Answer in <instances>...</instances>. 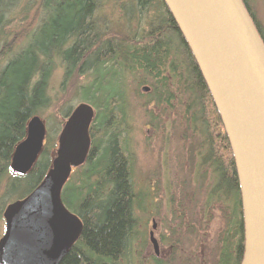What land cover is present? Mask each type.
I'll use <instances>...</instances> for the list:
<instances>
[{"label":"trees","instance_id":"16d2710c","mask_svg":"<svg viewBox=\"0 0 264 264\" xmlns=\"http://www.w3.org/2000/svg\"><path fill=\"white\" fill-rule=\"evenodd\" d=\"M242 1L264 42L263 28ZM108 2L113 6L107 10ZM57 69L61 85L84 78L75 105L53 100L50 83ZM139 73L145 79L141 90L150 91L144 95L146 114L151 105L171 109L176 101L188 162L194 166L193 189L182 188L171 210L170 254L162 261L154 252L152 263L240 264L243 217L229 140L163 0H0V219L8 203L26 197L44 178L55 150L51 132L59 134L73 108L85 102L95 110L90 150L73 169L75 180L71 174L61 191L82 228L59 264L130 261L138 236L136 209L143 200L126 145L123 88ZM51 108L57 120L53 114L45 117L46 138L34 165L24 174L12 171V154L26 136L29 119ZM214 220L218 227L211 236Z\"/></svg>","mask_w":264,"mask_h":264},{"label":"water","instance_id":"95a60500","mask_svg":"<svg viewBox=\"0 0 264 264\" xmlns=\"http://www.w3.org/2000/svg\"><path fill=\"white\" fill-rule=\"evenodd\" d=\"M190 48L219 113L234 158L241 195L244 250L240 264H264V42L242 0H163ZM145 89V88H143ZM95 110L81 102L57 138L51 165L26 197L3 211L0 264H59L82 222L61 199L72 168L90 150ZM40 116L14 148L11 169L24 174L43 149ZM157 254V244L150 233Z\"/></svg>","mask_w":264,"mask_h":264},{"label":"rangeland","instance_id":"374dc122","mask_svg":"<svg viewBox=\"0 0 264 264\" xmlns=\"http://www.w3.org/2000/svg\"><path fill=\"white\" fill-rule=\"evenodd\" d=\"M247 2L264 31V0H247ZM111 6L113 4L108 2L106 9ZM123 8L128 11L130 6L123 4ZM117 17L118 15L115 14V21ZM136 77L127 78L123 88L127 123L126 145L134 157L135 190L141 191L143 201L141 207L136 209L138 236L131 247L130 261L128 263L123 261L122 264H153L151 257L155 250L150 240V233L157 244L156 256L162 261L166 260L171 250L167 241L169 228L174 225L171 210L179 201L178 195L182 188L193 189L194 166L188 162L187 143L182 137L180 112L176 101L172 102L171 109L151 105L149 107L151 114H146L143 106L144 95L150 91L141 90L140 82L145 80L142 74L139 73ZM61 78L62 70L57 69L50 83L53 100L62 99L75 105L79 101L76 97V88L77 85L84 83V78L63 85ZM146 85L149 86L148 83ZM47 114L54 116L53 109H49L41 117L44 121ZM53 118L56 122V117ZM54 119H50V125L55 124ZM57 138L58 134L51 132L55 150ZM73 169L71 174L74 181L77 172ZM217 227L218 223L214 220L211 224V236ZM3 232L4 219H0V237Z\"/></svg>","mask_w":264,"mask_h":264}]
</instances>
